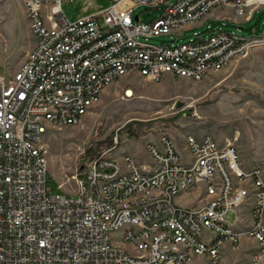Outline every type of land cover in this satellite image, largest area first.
<instances>
[{"label": "built area", "instance_id": "2783aa9c", "mask_svg": "<svg viewBox=\"0 0 264 264\" xmlns=\"http://www.w3.org/2000/svg\"><path fill=\"white\" fill-rule=\"evenodd\" d=\"M72 1L24 0L35 43L16 72L0 73V264H188L195 256L221 264L224 243L237 247L244 236L263 252V169L246 167L233 143L189 134L185 158L164 133L147 143L149 163L104 153L67 179L72 190L60 182L63 192L54 194L40 142L52 126L79 123L130 72L201 80L264 45V31L246 36L218 26L175 41L221 12L248 21L264 0H112L74 21L63 10ZM162 3L167 9L152 22L135 20L137 7ZM161 36L169 40L147 41ZM196 190L205 194L201 205L176 201Z\"/></svg>", "mask_w": 264, "mask_h": 264}, {"label": "rangeland", "instance_id": "374dc122", "mask_svg": "<svg viewBox=\"0 0 264 264\" xmlns=\"http://www.w3.org/2000/svg\"><path fill=\"white\" fill-rule=\"evenodd\" d=\"M111 1L74 0L64 2L63 10L74 21L101 12ZM167 7L168 3L157 7L141 5L135 9L134 17L139 14L143 22L150 23ZM221 14L218 19L191 24V29L175 41H187L195 37V32L205 35L209 26L246 36L261 35L264 31V4L248 21L228 11ZM100 21L104 22V16ZM140 38L145 40L144 36ZM165 40L169 36L147 38L151 43ZM33 46L24 0H0V73L16 72ZM126 87L133 89L132 97H123ZM164 133L176 137L182 145L189 134L197 138L210 134L221 144L233 143L246 167L256 162L262 166L264 178V45L251 48L248 54L201 80L166 75L163 80L154 81L130 72L108 85L101 100L79 123L52 126L43 136L40 144L48 160V185L54 194L63 192L60 182L65 183V190H72L74 181L67 179L85 162L104 153L116 156L135 147L139 157H148L147 143ZM181 151L187 158V150ZM234 218L235 215L226 214L228 221ZM116 243L134 252L128 244L119 240ZM223 252L221 264H250L256 253H261L264 264V251L253 237L247 246H230Z\"/></svg>", "mask_w": 264, "mask_h": 264}, {"label": "crops", "instance_id": "0c3cea01", "mask_svg": "<svg viewBox=\"0 0 264 264\" xmlns=\"http://www.w3.org/2000/svg\"><path fill=\"white\" fill-rule=\"evenodd\" d=\"M34 43H35V38H34ZM106 89V88H105ZM104 89V90H105ZM172 137V136H171ZM172 139L174 140V143H175V145H176V147H177V149L180 151V152H182L181 150L182 149H185V146H184V144L182 145L180 142H179V140L176 138V137H172ZM186 150V149H185ZM137 153H138V149L137 148H135V147H128V149H126L125 150V152H122V153H118L116 156H112V157H115V158H118V159H122V157H123V155L124 154H132L135 158H136V160L139 162V163H142V164H146V163H149L150 162V156H149V154L147 153V151H146V153H147V155H148V157L144 154V155H142L141 157H139L138 155H137ZM187 196V197H186ZM205 198V194H204V192H203V190H196V191H194V192H192L191 194H189V195H184V194H181V195H179V196H177V200H181V201H184L186 204L185 205H187L188 204V206H199V205H201V202H199V198ZM194 203H196V204H194ZM242 209H246V208H242ZM250 241H251V236H244L243 238H242V240H241V242H240V244L239 245H241L242 244V246L244 247V246H247L249 243H250ZM224 245H226V247H224V248H229L230 246H232V244L229 242V241H226L225 243H224ZM238 245V246H239ZM237 246V247H238ZM233 248H236V247H234V246H232ZM224 253V252H223ZM223 258H224V254H223ZM205 261H206V258L204 257V256H195L188 264H204L205 263Z\"/></svg>", "mask_w": 264, "mask_h": 264}, {"label": "bare ground", "instance_id": "6f19581e", "mask_svg": "<svg viewBox=\"0 0 264 264\" xmlns=\"http://www.w3.org/2000/svg\"><path fill=\"white\" fill-rule=\"evenodd\" d=\"M128 93H129V95H134V92L130 89L129 91H128Z\"/></svg>", "mask_w": 264, "mask_h": 264}, {"label": "water", "instance_id": "95a60500", "mask_svg": "<svg viewBox=\"0 0 264 264\" xmlns=\"http://www.w3.org/2000/svg\"><path fill=\"white\" fill-rule=\"evenodd\" d=\"M135 20H138V15L135 16ZM82 167V166H81Z\"/></svg>", "mask_w": 264, "mask_h": 264}, {"label": "trees", "instance_id": "16d2710c", "mask_svg": "<svg viewBox=\"0 0 264 264\" xmlns=\"http://www.w3.org/2000/svg\"><path fill=\"white\" fill-rule=\"evenodd\" d=\"M48 178H49V175H48Z\"/></svg>", "mask_w": 264, "mask_h": 264}]
</instances>
